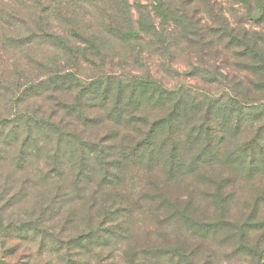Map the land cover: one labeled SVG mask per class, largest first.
Returning a JSON list of instances; mask_svg holds the SVG:
<instances>
[{
	"label": "trees",
	"instance_id": "obj_1",
	"mask_svg": "<svg viewBox=\"0 0 264 264\" xmlns=\"http://www.w3.org/2000/svg\"><path fill=\"white\" fill-rule=\"evenodd\" d=\"M229 3L0 0V243L24 245L7 264H106L163 208L188 238L129 247L124 264H203L193 239L223 232L260 258L264 224L229 211L235 186L264 178V0ZM135 171L151 175L153 208L120 190ZM190 176L186 197L170 194ZM37 184L36 216L4 226Z\"/></svg>",
	"mask_w": 264,
	"mask_h": 264
},
{
	"label": "rangeland",
	"instance_id": "obj_2",
	"mask_svg": "<svg viewBox=\"0 0 264 264\" xmlns=\"http://www.w3.org/2000/svg\"><path fill=\"white\" fill-rule=\"evenodd\" d=\"M218 1L222 2L224 6L228 7L230 5V0ZM156 22L159 23L160 18L157 17ZM170 82L172 84L175 81L170 80ZM184 82L187 85H193L195 83L194 80L190 81L189 83L188 80ZM0 109V111L4 110L2 108ZM15 112H18V110L14 109V113ZM41 157L43 160H45L46 158L45 156ZM37 163L38 162H36V164ZM2 169L5 173H9L12 179L19 178L20 174L22 173H13L8 169V167L6 168L5 166H3ZM155 173L160 176L162 174V171L160 168H157L155 170ZM3 176L4 175H2L1 170L0 182H3ZM150 177V174L142 171L128 173L126 180L121 185L120 190L122 192H125V196H130V199L128 198L127 200H134L135 202L138 201L140 206L147 205L148 209L149 207L153 208L154 205L158 204V200L153 197L155 196V189L153 184L149 181ZM189 184L196 185L199 183H197L194 176H190L189 179L181 183V186H178V184L172 185L170 187V194H173L177 197H179L180 195L186 197V195L184 194L190 193V191H192L195 187L191 186L189 188H186V186ZM262 184H264V178L256 179V181H253L251 183L238 184V186L234 187L235 189L231 193V197H233V199L230 205L231 210L229 211L230 219L241 224L243 220L247 219L248 217H255L259 219V221H262V223L264 224V203H259L254 207V198L259 193V191H261L260 189L263 188ZM54 189H56L55 186H53V190ZM98 189L99 191H102V188L98 187ZM195 189L198 195L202 193L205 188L201 189L196 187ZM207 189H209V186H207L205 190L207 191ZM44 192H46L48 195L47 188L41 184H37L35 190H31V192L29 191L30 195L27 200L25 199L21 203H18L17 205L9 209L4 226L9 222H15L18 224L21 221H25L26 219L30 218L31 216H36L34 210L39 204V201L43 199L41 195H46ZM187 199L188 198H182L181 201ZM197 201L199 202V204H202V202H200L199 200ZM199 209H201L198 213L199 216H203L202 212H217L214 206H212L211 208L207 204H203ZM162 212L165 215L166 212L164 208L163 211L159 210L155 213V217L158 216V218H152L150 215L149 218L138 215L135 219L134 224L132 225V229L130 230V234L128 235V237L120 240L118 242V245H116L118 248L117 257L109 259L106 264H124V251L129 247L134 246L141 248V250H144L153 245L160 246L166 245L167 243L174 244L177 240L183 241L188 238V234H186L182 228L179 229L178 226H176L172 221L164 224V219H162L164 218ZM150 214L153 216L152 212H150ZM158 219H162V222H159ZM263 231L264 227L261 231H259V233H256L255 236L252 237H257V235L261 234ZM227 234H230L231 237ZM191 238L192 237L189 236V240H191ZM238 239L239 237L236 236L235 232H223L215 239L213 238L206 241L202 239H193V241H199L200 244L204 247L202 250L196 253L197 257L195 260H198L203 264H264V236L260 245V258L256 257V259L240 252V250L237 248ZM10 244H19V246L22 245V251L24 249V245L21 241H17V243H15V241H13L12 243L11 241H6V243L4 244L0 243V264H7L8 262H16V260H18L16 257H14L12 250H10ZM146 261L148 262L149 260ZM162 261V263L157 261V263H155L153 261L152 264H172L168 256L164 257ZM20 262L23 263V260H20Z\"/></svg>",
	"mask_w": 264,
	"mask_h": 264
}]
</instances>
